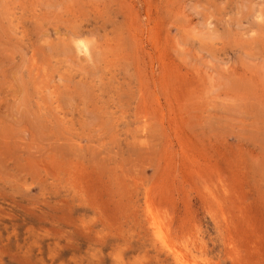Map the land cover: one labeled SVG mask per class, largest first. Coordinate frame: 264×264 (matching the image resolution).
Wrapping results in <instances>:
<instances>
[{
  "label": "rangeland",
  "instance_id": "rangeland-1",
  "mask_svg": "<svg viewBox=\"0 0 264 264\" xmlns=\"http://www.w3.org/2000/svg\"><path fill=\"white\" fill-rule=\"evenodd\" d=\"M0 264H264V0H0Z\"/></svg>",
  "mask_w": 264,
  "mask_h": 264
},
{
  "label": "bare ground",
  "instance_id": "bare-ground-1",
  "mask_svg": "<svg viewBox=\"0 0 264 264\" xmlns=\"http://www.w3.org/2000/svg\"><path fill=\"white\" fill-rule=\"evenodd\" d=\"M3 155V154H2ZM151 224H153V226L155 227V230H156V232H157V235L159 236L160 235V233L158 232V227L156 226V223H151ZM152 226V225H151ZM152 226V227H153Z\"/></svg>",
  "mask_w": 264,
  "mask_h": 264
}]
</instances>
